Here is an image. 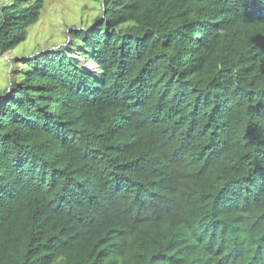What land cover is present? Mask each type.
<instances>
[{"label": "trees", "instance_id": "trees-1", "mask_svg": "<svg viewBox=\"0 0 264 264\" xmlns=\"http://www.w3.org/2000/svg\"><path fill=\"white\" fill-rule=\"evenodd\" d=\"M45 0L3 6L0 50ZM0 97V264H264V0H106Z\"/></svg>", "mask_w": 264, "mask_h": 264}, {"label": "rangeland", "instance_id": "rangeland-1", "mask_svg": "<svg viewBox=\"0 0 264 264\" xmlns=\"http://www.w3.org/2000/svg\"><path fill=\"white\" fill-rule=\"evenodd\" d=\"M106 0H45L41 16L28 28L26 39L16 47L0 50V97L20 81L28 66L59 50L71 51L81 66L101 78L102 70L92 57L82 38L74 37L80 29L97 27L105 14ZM13 0H0V20L3 6Z\"/></svg>", "mask_w": 264, "mask_h": 264}]
</instances>
